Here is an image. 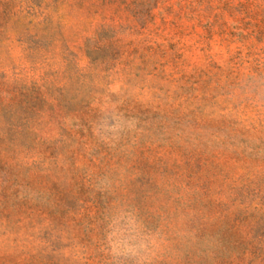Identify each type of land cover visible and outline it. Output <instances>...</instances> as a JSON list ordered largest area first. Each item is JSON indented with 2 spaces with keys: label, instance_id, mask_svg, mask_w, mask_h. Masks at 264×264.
<instances>
[{
  "label": "rangeland",
  "instance_id": "obj_1",
  "mask_svg": "<svg viewBox=\"0 0 264 264\" xmlns=\"http://www.w3.org/2000/svg\"><path fill=\"white\" fill-rule=\"evenodd\" d=\"M0 264H264V0H0Z\"/></svg>",
  "mask_w": 264,
  "mask_h": 264
}]
</instances>
